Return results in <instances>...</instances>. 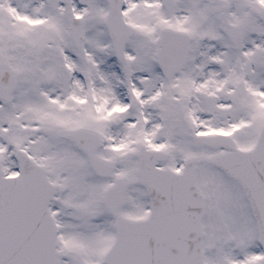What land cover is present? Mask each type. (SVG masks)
I'll return each instance as SVG.
<instances>
[{"label": "snow or ice", "instance_id": "obj_1", "mask_svg": "<svg viewBox=\"0 0 264 264\" xmlns=\"http://www.w3.org/2000/svg\"><path fill=\"white\" fill-rule=\"evenodd\" d=\"M0 264H264V0H0Z\"/></svg>", "mask_w": 264, "mask_h": 264}]
</instances>
